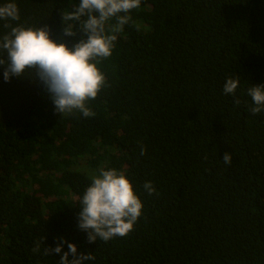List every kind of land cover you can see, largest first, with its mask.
I'll use <instances>...</instances> for the list:
<instances>
[{
    "label": "trees",
    "instance_id": "obj_1",
    "mask_svg": "<svg viewBox=\"0 0 264 264\" xmlns=\"http://www.w3.org/2000/svg\"><path fill=\"white\" fill-rule=\"evenodd\" d=\"M14 2L20 20H0V36L11 24L86 39L81 22L63 33L81 0ZM129 15L97 65L94 116L58 113L34 70L6 82L0 65V264H60L63 241L94 256L83 264H264V112L247 94L264 85V0H142ZM101 168L123 172L143 210L127 236L90 243L80 201Z\"/></svg>",
    "mask_w": 264,
    "mask_h": 264
},
{
    "label": "clouds",
    "instance_id": "obj_2",
    "mask_svg": "<svg viewBox=\"0 0 264 264\" xmlns=\"http://www.w3.org/2000/svg\"><path fill=\"white\" fill-rule=\"evenodd\" d=\"M141 2L81 0L79 5H72L73 11L62 14L63 33L68 37L76 36L77 32L66 22L77 21L81 22L80 31L86 36L73 48L54 41L48 27L25 28L5 24L10 28V32L0 36V65L6 68L5 81L10 82L12 76L23 77L27 71L34 70L47 88L58 113L72 114L78 110L84 117L94 116L87 102L95 100L107 84L97 65L101 59L112 55L117 34L123 32L124 26L132 20L129 13L139 8ZM113 18L116 23L108 24ZM0 20H20V9L14 0L0 5ZM239 86V76L228 78L224 94L235 97ZM247 94L254 104L250 111L254 115L264 112V85H254ZM234 102L240 103L239 100ZM146 152L147 149L141 147L139 155ZM232 159L231 153H225L223 162L231 165ZM143 187L148 195L156 193L151 182H145ZM80 208L79 227L87 233L89 242L94 243L97 239L107 242L114 237H125L134 230L142 215L143 203L123 172L101 168L98 174L91 176V185L80 201ZM63 243H67L69 252H63ZM63 243L47 249V254L63 252L60 264H83L85 260L94 259L93 255H78L75 244ZM69 256L73 257L71 261Z\"/></svg>",
    "mask_w": 264,
    "mask_h": 264
}]
</instances>
